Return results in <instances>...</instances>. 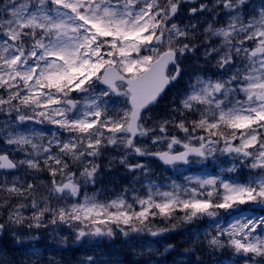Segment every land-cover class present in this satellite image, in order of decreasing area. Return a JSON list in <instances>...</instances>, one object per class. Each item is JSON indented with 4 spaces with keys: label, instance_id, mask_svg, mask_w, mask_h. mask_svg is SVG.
Instances as JSON below:
<instances>
[{
    "label": "rangeland",
    "instance_id": "1",
    "mask_svg": "<svg viewBox=\"0 0 264 264\" xmlns=\"http://www.w3.org/2000/svg\"><path fill=\"white\" fill-rule=\"evenodd\" d=\"M226 1H195L194 7L200 10V15L190 18L181 13L180 18L170 24L171 31L166 37V43L169 46H178V26L184 18L194 23V28L201 26L198 33L205 32L207 39L219 40L224 45L223 50L219 52L223 58H220V65L232 62L234 51L230 38L237 36L238 32H247L249 43L242 48L238 46L237 53L264 42V10L260 13V25L256 23L255 18L246 22L234 19L232 24L225 27H217L208 21L207 12L218 8ZM90 3L93 4V10L86 12L85 7ZM135 4L136 0H22L0 9V89L5 92L6 87H16L9 93L8 100L12 102L13 96L20 92L26 98L33 95L38 99H46L48 105L52 104L54 92L46 91L44 86L57 87L63 80L67 81L71 92H76L78 97L72 110L64 105L65 101H56L55 105L48 108L55 117L53 124L61 129L64 136H61L54 126L53 130L46 134L40 128L33 130L31 127L18 125L22 122L6 114L13 111L10 104L5 108L0 107L2 108L0 111L4 112L0 113V120L9 127V136L16 138V135H24L31 143L33 154L41 157L44 162L49 163L54 159L56 157L54 148H59L68 153L76 164L85 163L83 171L88 172L89 179L82 183V187L87 191L102 181V176L97 170L88 171L87 162L103 142H109L115 148L137 150V153L144 156L161 149L162 145H168L172 139L163 129V123L157 124V127H147L144 123L141 126L140 137L131 142L125 125L117 117L128 96L125 86L121 85L116 95H110L99 88L89 89L86 84L93 74L88 69L91 60L87 52H79V48L88 46L91 39L96 38L92 25L112 35V42L119 47L124 71H133L143 66V62L135 56L137 52L135 37L140 36L142 39L148 37L141 32L144 23L141 20L142 14L134 11ZM229 11L238 12L239 7L230 6ZM225 16H228V13ZM214 19H218V12ZM241 24L243 26H240ZM40 28L53 30L52 39L44 40L33 36V31ZM22 51L24 58L18 65ZM105 54L111 59L110 50ZM209 57L219 55L213 53ZM246 59L249 68L247 76L241 75L237 78L234 72L230 79L221 78L217 81L203 75L195 77L191 91L184 97L183 105L178 108L185 110L196 108L200 105L199 102L206 103L210 117L217 116L232 124H254L256 132L263 131L242 136V147L252 152L251 160L247 163H244L246 162L244 159L232 161L235 164L243 163V168L251 166L250 169L255 176L252 177L250 184L245 185H231L223 181L221 185L225 189L227 202L235 199L250 200L254 195L264 197V141L260 143V134L264 135V104L246 102V97L254 91H261L264 87V57L251 59L246 55ZM226 66L219 67V74L229 70L230 67ZM45 81H49V84L45 85ZM237 82L239 86L236 85ZM216 85H219L218 88ZM65 97L67 101L72 100L70 92H67ZM105 97L110 98V101L104 102ZM245 108H248L247 112ZM149 116L150 113L146 114L144 119L147 120ZM75 127L81 130L78 134L74 133ZM150 133L153 134L151 137ZM183 133L187 136L183 141L185 144L198 140L189 132ZM5 137L1 149L12 152L11 156L16 160V154L22 155L17 153L21 147L15 146L8 136ZM155 139H161L162 142L154 145ZM46 147L49 149L46 150ZM24 154H28V151ZM132 158L131 165L139 168L138 178L148 173L147 170H142L143 167L154 171L159 169L156 163L144 162L140 165L135 156L132 155ZM115 161L113 157V162ZM17 163L20 171L16 174L0 173V187L9 193L17 192L19 203L24 201L18 205V209H30V214L35 216L34 232L15 228L10 231V235L16 238L22 249L23 258L33 264H74L76 260L81 264H114L120 250L114 238L121 235H124L122 251H127L133 258L146 256L150 264H170L159 257V254L168 249L162 246V240H156L163 231L147 229L143 225L138 226L136 228L138 231L135 232L131 227V220L145 217L156 200L164 209L184 198L188 202L184 203L185 205L193 204L191 210L193 214L187 221L191 226L181 234L182 240L189 246L190 254H193L182 256L183 260L187 259V264H239L236 260L244 264H254L252 258L255 257V253L264 258V216L260 213L238 215L229 211L227 219L221 218V215L212 211L210 203L203 196L204 190L208 189L209 193L215 192L217 176L189 169H169L173 172V178L166 179L167 186L164 190L157 191L154 197L150 189L155 188V184H151L146 177L140 184L137 180V184L149 193L148 197L135 203L130 199L127 204L126 198L113 199L103 204L98 203L93 196L86 200L87 196H81L80 185H77V194L71 197L69 192L66 193L60 208L62 223L57 225L53 222L51 209L48 214L52 219L46 215L40 218L39 212L48 208V193L54 195L55 188L65 186L73 175L69 174L62 182H56L42 190L36 188L34 193L28 196L23 188L35 174L27 169L30 167L22 166L18 161ZM197 166L199 162L190 168ZM162 173L164 171H159L156 178L162 176L160 175ZM180 175L184 182L176 179ZM108 177L114 182L117 180L111 171ZM132 193L140 195L139 191ZM59 206L60 204L57 205V210ZM24 223L26 222L20 224L29 225ZM126 229L134 233L127 235ZM77 233L83 234V237ZM122 238L123 236L120 237L119 243L122 242ZM77 248L83 252L82 255H79ZM0 253V261L8 264L6 257L8 255L1 246ZM260 264H264V260Z\"/></svg>",
    "mask_w": 264,
    "mask_h": 264
},
{
    "label": "trees",
    "instance_id": "2",
    "mask_svg": "<svg viewBox=\"0 0 264 264\" xmlns=\"http://www.w3.org/2000/svg\"><path fill=\"white\" fill-rule=\"evenodd\" d=\"M170 101L171 100L169 99L168 102L170 103ZM1 197L2 196L0 194V220L1 221L8 220L9 224L14 225V223H16L20 217L15 214L14 210H11L10 208L11 202L5 204V202H2ZM159 212L161 211L157 209V212H155L154 214L155 215L153 219L155 221L154 225L161 227L164 224H166L168 225L170 229H171V226L180 227L182 225V221L180 220L181 219L180 210H177V209L171 210V212L169 213L170 216L167 219L164 218L163 217L164 215H161ZM174 241H175L174 239L169 237L170 245L171 246L173 245V247L175 246L176 254L185 250L183 248V245L180 242L179 244H176ZM3 245L5 249L7 250V252L9 253V255L13 258L14 260L13 264H21V261H22L21 256L19 255L17 248L13 246L12 242L8 238L4 239ZM123 255H124V260H123L124 264H147L144 259H135V260L131 259V256L127 252H123ZM168 256L170 257L169 254Z\"/></svg>",
    "mask_w": 264,
    "mask_h": 264
},
{
    "label": "water",
    "instance_id": "3",
    "mask_svg": "<svg viewBox=\"0 0 264 264\" xmlns=\"http://www.w3.org/2000/svg\"><path fill=\"white\" fill-rule=\"evenodd\" d=\"M152 90H153L152 88L151 89H147L145 91V93L150 92ZM135 91L138 93V90L135 89ZM135 100H138V99L135 98ZM145 104H146L145 101H136V104H135V115H134V120H133V124H132V127H131L132 131H135V129H136V122H137V118H138L139 112L141 111L142 107L145 106ZM164 162L167 163L166 161H164Z\"/></svg>",
    "mask_w": 264,
    "mask_h": 264
},
{
    "label": "bare ground",
    "instance_id": "4",
    "mask_svg": "<svg viewBox=\"0 0 264 264\" xmlns=\"http://www.w3.org/2000/svg\"><path fill=\"white\" fill-rule=\"evenodd\" d=\"M165 113H166V114H169V111L165 110ZM124 175H125V176H129V174H127V173H125Z\"/></svg>",
    "mask_w": 264,
    "mask_h": 264
}]
</instances>
